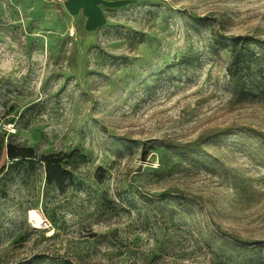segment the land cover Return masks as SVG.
Returning a JSON list of instances; mask_svg holds the SVG:
<instances>
[{"label":"rangeland","instance_id":"rangeland-1","mask_svg":"<svg viewBox=\"0 0 264 264\" xmlns=\"http://www.w3.org/2000/svg\"><path fill=\"white\" fill-rule=\"evenodd\" d=\"M240 36L264 67V0H0V264H264Z\"/></svg>","mask_w":264,"mask_h":264},{"label":"trees","instance_id":"trees-1","mask_svg":"<svg viewBox=\"0 0 264 264\" xmlns=\"http://www.w3.org/2000/svg\"><path fill=\"white\" fill-rule=\"evenodd\" d=\"M259 42L252 36H240L233 38L230 43L221 44L223 48H228L231 53V63L227 68L228 75L231 80L236 82L239 88V96L247 100H264V67H262L261 63L263 58L255 48L251 47ZM189 58H184V61L190 62ZM8 156L13 161L16 158H22V161H30L29 163H33L34 159L46 162V180L48 183L53 181L61 183L65 180V176L69 174L63 165H52L55 162L52 158L48 156L39 158L31 148L15 150L10 147ZM52 169L59 173L58 178L52 177Z\"/></svg>","mask_w":264,"mask_h":264},{"label":"bare ground","instance_id":"bare-ground-1","mask_svg":"<svg viewBox=\"0 0 264 264\" xmlns=\"http://www.w3.org/2000/svg\"><path fill=\"white\" fill-rule=\"evenodd\" d=\"M30 219H31L32 222H34V224L37 227H39V225L42 224V222H43L42 217L36 211H31V213H30Z\"/></svg>","mask_w":264,"mask_h":264},{"label":"built area","instance_id":"built-area-1","mask_svg":"<svg viewBox=\"0 0 264 264\" xmlns=\"http://www.w3.org/2000/svg\"><path fill=\"white\" fill-rule=\"evenodd\" d=\"M59 1H65V0H59Z\"/></svg>","mask_w":264,"mask_h":264}]
</instances>
